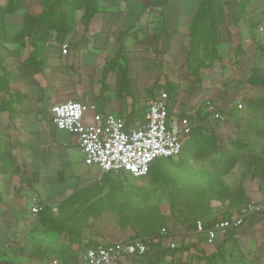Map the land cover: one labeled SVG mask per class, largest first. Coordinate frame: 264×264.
I'll return each instance as SVG.
<instances>
[{
    "label": "crops",
    "instance_id": "0c3cea01",
    "mask_svg": "<svg viewBox=\"0 0 264 264\" xmlns=\"http://www.w3.org/2000/svg\"><path fill=\"white\" fill-rule=\"evenodd\" d=\"M26 1L28 9H39L29 5L31 0ZM200 1L102 0L101 10L88 29L80 21L76 24L65 42L69 45L68 54H62L61 43L51 38L46 47L48 68L40 73L24 63L32 46L14 39L23 27L24 11L4 17L3 31L8 36L0 41L1 57L15 79L11 90L0 95V104L9 100L10 93H18L9 109H0V255L7 264H13L24 246L29 248L32 235H40L37 225L42 212L32 215L30 211L34 199L57 212L60 204L73 195L79 194L77 201H82V194L91 195L108 184L109 175L119 177L107 174L98 179V170L85 163L78 137L53 126L52 105L70 99L83 101L95 105V109L85 113L86 123L94 122L95 112L110 111L124 117L127 127H134L144 120L140 107L145 104L147 110L152 95L149 89L156 81L179 83L177 100L170 98L171 109L189 116L198 107L206 108L211 98L220 103L223 93L239 100L245 93H260L259 87L253 88L247 82L255 68H262L264 73V0H225L221 60L202 71L205 84L195 87L191 76L184 73V64L189 28ZM189 2L193 4L185 11L184 3L187 7ZM240 2H244L243 16L236 22L233 11ZM81 13L78 12V18ZM118 52L129 59L134 97L118 95L116 71L107 75L108 89L101 95L104 64ZM172 159L178 161L179 157ZM120 177L122 183L127 182L126 173ZM250 186V199L263 200V180L253 181ZM220 204L224 208L219 202L217 210ZM216 207L215 204L213 209ZM167 227L177 244H196L207 253L222 251L220 257L224 258L218 257V264H264V212L253 214L244 225L228 235H220L212 244L195 230L178 235ZM115 264L140 261L127 256Z\"/></svg>",
    "mask_w": 264,
    "mask_h": 264
},
{
    "label": "rangeland",
    "instance_id": "374dc122",
    "mask_svg": "<svg viewBox=\"0 0 264 264\" xmlns=\"http://www.w3.org/2000/svg\"><path fill=\"white\" fill-rule=\"evenodd\" d=\"M192 4L189 2L185 7L184 3L185 11ZM29 5L39 8L40 0H31ZM4 32L8 36L7 32ZM184 65V73L191 76L195 87L205 84L203 72L200 79L196 80L186 62V55ZM261 69L255 68L249 76L247 83L251 87V79L261 77L264 80ZM2 75L0 70V95L8 93L1 82ZM254 87H259L257 92L260 93H245L242 100L229 93L222 94L220 103L211 98L206 109L214 105L224 113L222 119H211L208 123L210 130L214 131L218 138V149L204 160L190 158L186 163L189 170L185 174V180L187 179L188 185L205 187L209 183L218 187L223 183L232 194L230 200L224 203L219 200L209 202L206 196L199 195L198 189L193 194L187 184L184 188L181 183L171 179H133L127 173L125 184H114L115 188L104 184L100 191L91 195L82 194V201H77L65 211L54 212L52 216L57 217L56 221L48 219L47 222H39L37 229L40 235H32L33 238L28 240L31 241L28 242L29 248L24 246L19 250L20 256L13 264H54V260H58V264H68L73 257L78 258L87 246L97 242L126 240L134 234L144 233L161 225L169 226L179 235L185 232L187 224L195 218H207V213L213 219L221 218L230 210L232 213L239 212L250 200L251 183L256 180L264 182V82ZM2 102L0 109H3ZM240 104L242 107H239ZM234 160H237L234 166L229 167V163ZM218 201L224 208L220 204L221 208L217 210ZM215 204L217 207L214 210ZM199 211L203 217L198 214ZM213 211H216V215H213ZM196 251V248H192L175 256L162 255L160 252L155 256L151 253L142 260L137 259V262L141 260L140 264H205L197 261Z\"/></svg>",
    "mask_w": 264,
    "mask_h": 264
},
{
    "label": "trees",
    "instance_id": "16d2710c",
    "mask_svg": "<svg viewBox=\"0 0 264 264\" xmlns=\"http://www.w3.org/2000/svg\"><path fill=\"white\" fill-rule=\"evenodd\" d=\"M101 2L102 0H40L39 9L36 10L34 8L28 9L26 0H7L5 3H0V28H2L0 29V41L6 37L3 31V28H5L3 24L4 17L7 14L17 13L21 10L24 11L23 27L15 35L14 39L19 44L28 43L33 48L29 57L24 60V63L35 73L44 72L48 68L46 47L51 38L54 37L57 42L61 44L65 43L75 31L78 21L83 23L85 28L88 29L95 14L101 10ZM224 4L225 0H201L198 10L193 16L188 32L190 40L186 62L189 65V69H192V73L196 80L200 79L201 72L204 69L211 68L215 61L221 60L219 45L221 39L220 31L223 27L225 18ZM243 5L244 2L235 4L233 13L236 22L243 16ZM78 12H82L80 18H78ZM261 49L264 50V46H261ZM0 70L3 73L1 82L4 87L10 91V84L15 79V74L8 70L1 54ZM111 71L117 72L118 95L120 97H134L129 81V59L122 54V52H118L104 64L101 95L108 89V85L105 81L107 75ZM263 82L264 80L261 77H255L250 80L253 86L260 85V83L262 84ZM154 88H156L157 91H154ZM179 89V83L168 80L166 83L161 84L156 81L149 89V92L152 94L150 97L154 98L161 91H166L171 100L175 102L179 94ZM17 94L16 91L13 94L10 93L9 100L3 103V107L7 106V109H9V105L14 101V97ZM140 108H142V112L145 115V104H142ZM190 117L193 123L191 133L188 134L184 140L183 149L178 161L172 158H159L151 164L147 176L134 179H144L146 177L154 181L171 179L177 183H181L185 188V184H187L185 174H187L189 170L186 163L189 159L204 160L218 149V138L214 131L210 130L208 126L211 119L209 118L206 108L198 107ZM236 161L237 160H234L231 164L229 163V167H233ZM128 175L132 176L130 174ZM118 176L119 177L114 178L109 175L107 185H112V188H115L114 184H125L126 182L122 183L123 179H121L120 174ZM187 186L192 190L193 194L198 189L199 195L206 196L209 202L212 200H219L224 203L232 198L231 192L226 189L223 183L218 187H214L209 183L205 187L204 185L191 186L188 184ZM78 197L79 194L73 195L67 201L61 203L58 211H65L68 209L77 202ZM53 213L54 212L50 208H45L41 213L39 222H47L48 219L50 221H56L57 217L52 216L54 215ZM198 214L203 217L200 211ZM232 215L233 213L230 210L228 213L225 212L221 218L216 217L211 219L207 213L205 216L207 218L203 217L202 219L197 217L191 223L187 224L185 231H194L198 220H202L205 228H209L215 221L229 218ZM53 226L56 227V225ZM164 226L167 225L153 227L152 229L144 231V233L134 234L130 237V240L140 238L147 244L148 250L144 257H147L151 253L157 256L158 252L162 253V255L170 254L175 256L182 251H190L192 248H196L195 258L200 263L218 264L219 258H224L220 257L222 255V251L220 250L207 253L204 249L198 248L196 244H187L185 241L177 244L175 248H171L169 244H166V239L171 235V232L169 231L167 235H162L160 232L161 228ZM234 229L236 228L230 229L226 234L228 235ZM72 240H75L74 235ZM144 257L141 258V260L144 259ZM76 260L77 257H73V260L68 262V264H74Z\"/></svg>",
    "mask_w": 264,
    "mask_h": 264
},
{
    "label": "built area",
    "instance_id": "2783aa9c",
    "mask_svg": "<svg viewBox=\"0 0 264 264\" xmlns=\"http://www.w3.org/2000/svg\"><path fill=\"white\" fill-rule=\"evenodd\" d=\"M61 50L62 54H68L69 45L62 43ZM89 109H95V105L75 99L56 103L50 109L51 122L56 129L66 130L78 137L85 163L98 170V179L107 174L122 173L135 178L147 176L155 160L179 157L193 125L189 115L171 109L170 96L166 91L150 99L144 120L139 126L127 127L124 117L110 111L95 112L94 122L86 123L84 116ZM206 110L212 120H220L224 116L223 110L214 105L208 106ZM46 206L34 199L30 211L32 215H39ZM261 212H264V199H252L239 213L215 221L209 228H205L203 221L198 220L195 231L204 235L206 241L212 244L220 235H225L232 228L241 227L253 214ZM160 232L167 235L169 228L164 226ZM171 236L167 237L168 244L175 248L177 242ZM147 250V244L140 238L99 242L80 252L74 264H115L127 256L141 259ZM0 264H7L1 255ZM54 264H58V260H54Z\"/></svg>",
    "mask_w": 264,
    "mask_h": 264
}]
</instances>
